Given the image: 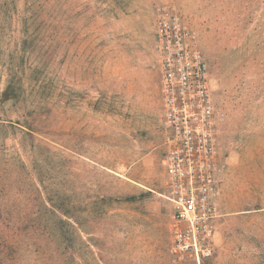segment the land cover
<instances>
[{
  "label": "rangeland",
  "instance_id": "rangeland-1",
  "mask_svg": "<svg viewBox=\"0 0 264 264\" xmlns=\"http://www.w3.org/2000/svg\"><path fill=\"white\" fill-rule=\"evenodd\" d=\"M165 9L209 66L221 216L201 264H264V0H58L32 24L30 0H0V96L22 87L0 102V159L24 166L35 207L74 212L76 264H196L170 252L163 196Z\"/></svg>",
  "mask_w": 264,
  "mask_h": 264
},
{
  "label": "built area",
  "instance_id": "built-area-1",
  "mask_svg": "<svg viewBox=\"0 0 264 264\" xmlns=\"http://www.w3.org/2000/svg\"><path fill=\"white\" fill-rule=\"evenodd\" d=\"M154 49L167 150L162 159L164 198L172 207L170 252L196 264L213 251L220 212L215 202L216 135L209 66L187 24L162 10L155 24Z\"/></svg>",
  "mask_w": 264,
  "mask_h": 264
},
{
  "label": "trees",
  "instance_id": "trees-1",
  "mask_svg": "<svg viewBox=\"0 0 264 264\" xmlns=\"http://www.w3.org/2000/svg\"><path fill=\"white\" fill-rule=\"evenodd\" d=\"M43 1L47 4L30 0L32 14L28 21L46 10L56 12L58 0ZM9 77L0 96L1 103L19 100L21 96L20 81L14 76ZM0 161V264H76L75 254H63L65 250H73L74 223L61 218L75 221L74 212L69 216L62 212L63 216L62 210L35 207L33 203L37 202V196H32L36 188L32 184L31 190L28 188L26 182L29 178L24 166L15 158ZM16 164L18 169L12 166ZM19 168L22 169L19 171ZM51 216L57 222H52ZM53 240L56 245L50 248V241Z\"/></svg>",
  "mask_w": 264,
  "mask_h": 264
}]
</instances>
